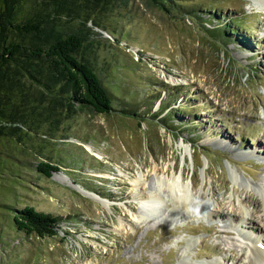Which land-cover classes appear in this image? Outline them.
Wrapping results in <instances>:
<instances>
[{
  "label": "rangeland",
  "instance_id": "1",
  "mask_svg": "<svg viewBox=\"0 0 264 264\" xmlns=\"http://www.w3.org/2000/svg\"><path fill=\"white\" fill-rule=\"evenodd\" d=\"M180 2L179 11L168 13L132 0L128 9L100 15L111 45L96 69L117 109L80 110L67 122L63 138L51 142V159L59 163L53 176L33 169L35 155L11 171L22 177L1 174L0 203L30 204L63 219L54 236L40 237L17 229L12 211L0 206V264H180L192 255L203 261L248 251V239L230 217L243 207L254 212L239 199L262 200L264 5ZM187 8L196 10L193 16ZM218 20L239 24L231 35L211 36L205 28ZM123 95L140 106L137 115L119 112ZM142 172L143 193L150 196L160 177L164 198L151 218L126 234L121 219L143 213L131 183ZM174 172L183 174L195 197L214 190L225 216H211L195 202L175 215L166 187ZM107 199L109 205L101 201ZM189 238L197 239L190 248ZM231 257L227 264L242 263Z\"/></svg>",
  "mask_w": 264,
  "mask_h": 264
},
{
  "label": "trees",
  "instance_id": "2",
  "mask_svg": "<svg viewBox=\"0 0 264 264\" xmlns=\"http://www.w3.org/2000/svg\"><path fill=\"white\" fill-rule=\"evenodd\" d=\"M143 1L168 13L182 7L180 0ZM131 3L1 0L0 177L7 173L22 177L11 171L26 167L34 155L33 169L46 177L53 176L59 172V163L51 159L56 148L51 142L63 138L67 122L80 110L109 113L117 109L113 106L115 94L96 69L97 61L104 57L103 50L111 45L101 30L108 27L100 15L121 12ZM194 11L185 9L190 16ZM216 23L213 28H205L216 37L231 35L239 24L232 21V27L219 20ZM125 97L119 100L124 104L119 112L137 115L140 106H133ZM7 203L1 202L0 206L12 211L17 229L40 237L57 233L62 215L30 204Z\"/></svg>",
  "mask_w": 264,
  "mask_h": 264
},
{
  "label": "bare ground",
  "instance_id": "3",
  "mask_svg": "<svg viewBox=\"0 0 264 264\" xmlns=\"http://www.w3.org/2000/svg\"><path fill=\"white\" fill-rule=\"evenodd\" d=\"M259 2L264 5V0H259ZM97 155L100 156V154ZM156 167L154 168V171L157 176L158 167ZM167 170L169 169L167 168ZM175 173L176 172L172 174L171 178L166 179V187L169 191V194L172 196V201L174 202V207L172 208V210L175 215H177L179 210L187 209L189 208V205L191 203L195 202V204H198V207L209 210L211 216H218L220 218H223L225 216V214H223V210L221 209V200L217 196H215L216 194L214 190H211V192L209 193V197H195L193 187H191L192 190H190L188 183H185L183 180V174L176 175ZM144 175L145 174L135 177L133 180H131L132 185L137 191V193L135 192V196L137 198L141 197L139 199H143L141 201V204L143 206V213H140L139 211L138 214L132 213V219L129 221H123L121 219L120 229L126 234L128 232H132L136 225L143 223L144 221L151 218L152 214L160 209V201L164 198L163 194L161 193V189L164 183L160 177H157V183L152 187L150 196L143 193L141 187L143 186V184L145 185ZM76 187L81 188L79 184H77ZM258 191L260 192L262 200L258 197H250L248 199L245 198L244 201L243 199H239L240 203L244 205L246 203L252 205L254 212H249L248 210L246 211L243 207L238 211L237 214H234L232 217H230L231 222L235 226L241 227L240 234L248 239L247 247L249 253H247L248 251L243 252V257L236 256L235 254L233 255V258L230 256L235 262L241 260V264H264V186L260 187ZM85 193H88L89 195V192L85 191ZM93 196L95 197V195ZM101 201H103L105 205H109L111 203L108 199ZM196 241L197 239L195 238L187 239L186 247L190 248V246ZM218 251H221V249L218 248ZM197 257V255H192L189 258L185 257L186 259L184 258V260H181L180 264H227V260L230 258L229 256H224L219 259L201 261L198 260Z\"/></svg>",
  "mask_w": 264,
  "mask_h": 264
}]
</instances>
